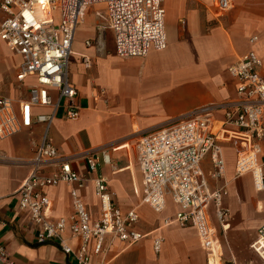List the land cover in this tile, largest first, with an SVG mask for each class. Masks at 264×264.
I'll return each instance as SVG.
<instances>
[{
  "label": "crops",
  "instance_id": "0c3cea01",
  "mask_svg": "<svg viewBox=\"0 0 264 264\" xmlns=\"http://www.w3.org/2000/svg\"><path fill=\"white\" fill-rule=\"evenodd\" d=\"M200 5L205 8V16H201ZM162 6L164 22L166 16L174 18L175 41L169 42L165 32V50H152L144 58L117 57L104 6L89 7L80 23L87 22L88 26L84 30L77 27L67 70L68 80L77 91L78 119H66L60 101L48 128L34 120L30 128L0 140V246L6 255L0 264H77L58 241L38 244L37 226L26 211L18 208L17 192L30 174L35 147L44 135L82 180L78 195L91 220L99 218L95 180L102 178L121 211L136 209L139 221L135 230L146 235L134 244L108 236L99 255L94 254L92 241L87 250L90 264H206L192 227L164 225L178 210L170 199L162 213L140 205L143 189L135 143L199 107L234 97L235 80L227 68L248 51L264 58V0H236L220 24L212 26L210 20L221 18L215 15L211 0H162ZM4 18L0 10V23ZM253 37L257 40L250 43ZM10 54L15 62L13 72L10 77H0V97L26 99L28 82L21 84L15 77L20 58ZM83 57L89 59V67L82 63ZM53 100L57 101L55 96ZM48 112L35 109L39 114ZM107 150L109 164L102 159V152ZM90 154L98 158L94 173L88 171L85 161ZM223 154L228 192L224 206L229 207L231 218L220 227L225 239L229 232L225 242L228 264H262L253 245L257 229L264 225V193H254L249 175L234 177L235 158L229 146H224ZM202 169L205 173L210 170L208 159ZM221 184L210 181L211 188ZM69 190L66 185L47 189L52 219L71 215ZM208 215L214 228L219 225L212 206ZM156 235L163 239L159 253L153 250ZM63 238L73 252L78 250L79 241L71 238L69 230ZM238 251L243 252L242 258L235 256Z\"/></svg>",
  "mask_w": 264,
  "mask_h": 264
},
{
  "label": "built area",
  "instance_id": "2783aa9c",
  "mask_svg": "<svg viewBox=\"0 0 264 264\" xmlns=\"http://www.w3.org/2000/svg\"><path fill=\"white\" fill-rule=\"evenodd\" d=\"M236 0H211L217 18L234 8ZM103 5L107 27L113 33L114 52L120 58H144L152 50L166 48L165 10L162 0H1L5 18L0 23V41L10 53L20 58L17 82H28L26 99L0 97V140L9 139L31 127L33 121L49 127L59 102L65 118L77 120L80 106L77 91L68 80V64L77 27L85 12ZM256 37L250 39L254 43ZM89 46V42H86ZM85 67L90 66L83 57ZM235 80V95L223 103L199 107L169 127L141 137L135 143L138 168L142 177L140 205L162 213L167 199L177 207L172 219L164 225L192 227L197 234L206 264H222L221 246L216 229L209 220L212 206L217 223L222 226L228 216L224 206L227 195L224 146L233 150L234 177L249 175L255 193H264V58L248 51L227 68ZM53 96L57 101L53 100ZM49 109L35 113V109ZM105 153L102 159L105 164ZM209 160L205 173L202 164ZM87 169L94 173L98 158H85ZM31 171L20 186L18 208L26 211L37 226L36 241L44 244L58 241L62 251L72 254L77 264H90L89 244L94 254L104 251V240L111 237L134 244L143 239L135 230L139 221L136 209L121 211L113 202L105 179L95 180L99 218L91 220L78 195L82 180L71 162L49 143L46 135L35 147ZM210 181L222 184L211 188ZM66 185L70 188L72 213L51 218L48 188ZM79 241L73 252L63 234ZM253 249L264 264V225L257 229ZM163 239L153 238V250L159 253ZM0 259H6L0 246Z\"/></svg>",
  "mask_w": 264,
  "mask_h": 264
},
{
  "label": "rangeland",
  "instance_id": "374dc122",
  "mask_svg": "<svg viewBox=\"0 0 264 264\" xmlns=\"http://www.w3.org/2000/svg\"><path fill=\"white\" fill-rule=\"evenodd\" d=\"M200 13H201V16L202 15L203 16L206 15L205 14L206 13L205 12V8H204L203 5H200ZM221 21H222V18L219 19V20H217V21L216 20H210L209 21V24H210L209 26H212L214 24H220ZM87 26H88L87 22H83L80 25V27H82L83 30ZM176 30L177 29H176V24L174 22V18H172L171 16H166V19H165V32H166V35H167V37L169 39V42L171 41V43H173L175 41V33H176ZM75 36H76V34H75ZM14 63L15 62H14V58H12V55L6 49L3 48V46H2V44L0 42V77H3V74H4V77H10V75L13 72L12 70H13V64ZM106 152H108V150ZM227 196L224 199H226ZM112 200H113V198H112ZM235 202H237V200ZM237 212H239V211H237ZM230 215L231 214H230V211L228 209L227 220H230V218H231ZM215 228H216V233H217V236H218V239L220 241L221 248H222L221 249V253H222V256H221V260L222 261L221 262H222V264H228L229 262L227 260L230 259V257H229V254L225 250V245H226V243L228 241L229 232H227L226 235H225L226 236V239H227V241H226V239L223 237V233L221 231L220 225L215 226ZM235 256L237 258H242L244 256V254H243V252H239L238 251V252L235 253Z\"/></svg>",
  "mask_w": 264,
  "mask_h": 264
},
{
  "label": "bare ground",
  "instance_id": "6f19581e",
  "mask_svg": "<svg viewBox=\"0 0 264 264\" xmlns=\"http://www.w3.org/2000/svg\"><path fill=\"white\" fill-rule=\"evenodd\" d=\"M105 160H106V163H109V161H110V158H109L107 153H105Z\"/></svg>",
  "mask_w": 264,
  "mask_h": 264
}]
</instances>
